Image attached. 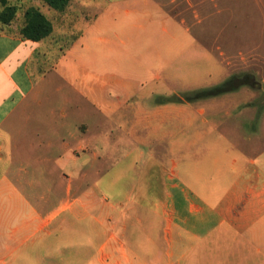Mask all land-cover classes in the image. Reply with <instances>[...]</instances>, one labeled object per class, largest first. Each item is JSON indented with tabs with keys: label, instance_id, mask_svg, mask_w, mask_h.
Masks as SVG:
<instances>
[{
	"label": "crops",
	"instance_id": "1",
	"mask_svg": "<svg viewBox=\"0 0 264 264\" xmlns=\"http://www.w3.org/2000/svg\"><path fill=\"white\" fill-rule=\"evenodd\" d=\"M169 3L68 0L55 8L44 0H0V130L16 148L17 125L34 127V135L18 148L17 177L0 175V264H91L105 258L118 264L126 256L122 246H155L148 219L144 233L137 219L135 227L144 236L135 239L114 224L107 233L100 214L91 225V188L84 183L102 177L122 198L153 197L155 183L161 186V195L155 196L164 199L158 243L163 261L176 246L178 264H264V107L238 109L231 128L235 136L222 149L201 143L206 129H187L184 104H155L158 93L142 88L132 95L123 81L120 59L135 47L152 46L155 19L159 24L170 18L164 8ZM7 9L13 16L5 21ZM30 9L50 26L39 40L21 35ZM157 33L161 39L166 33L162 24ZM56 77L66 87L62 105L83 113L76 123L69 122L61 105L28 110L43 105L47 96L40 95ZM68 91L81 103L75 104ZM239 117L253 125L251 136L237 133ZM111 126L140 147L125 153L126 162L102 169L101 151L115 150L124 140L110 142ZM167 136L176 140L158 156L149 140L157 143ZM9 149L6 154L12 156ZM139 209L132 206L122 214H140ZM91 234L97 237L98 254L90 253ZM125 260L148 263L154 254L131 251Z\"/></svg>",
	"mask_w": 264,
	"mask_h": 264
},
{
	"label": "rangeland",
	"instance_id": "2",
	"mask_svg": "<svg viewBox=\"0 0 264 264\" xmlns=\"http://www.w3.org/2000/svg\"><path fill=\"white\" fill-rule=\"evenodd\" d=\"M169 1L170 3L164 8L169 11L170 18L167 20L164 17L163 21L160 19L159 24V19H155L157 29L152 46L148 45L145 50L135 47L128 58L120 59L124 66L121 69L123 81L129 82L126 88L132 95H139L142 88L158 93L160 96L158 101L154 102L155 104L162 102L184 104L187 129L193 125L206 129L207 134L202 138L201 143L219 144L224 149L227 139L231 140L235 136L231 128L238 109L241 112L246 110L243 107H250L251 111L256 112L264 107V0ZM161 24L166 31L162 39L157 33ZM161 41L162 46L159 47ZM53 78L52 87L43 90L40 95L47 96V98L43 97V105L38 107L33 105L28 110L45 111L51 108L50 105H56L59 109L61 105L68 115L69 122H78V119H82L83 113L74 110L71 104L62 105L60 95L66 87L58 77ZM227 86L234 88L229 90L226 89ZM57 88L62 92H59ZM68 92L69 96L76 100L75 104L81 103L74 92ZM197 110H202V113L198 114ZM29 117L34 115L30 114ZM238 121L239 136H251L253 125L249 120L239 117ZM20 127L21 134L14 135L15 141L19 142L16 148L4 139V129L0 130V147H3L0 150V175L6 173L13 178L17 177V168L14 163L21 161L18 148L20 146L23 148L27 139L34 135L33 125L22 123L17 125V128ZM111 128L110 142L117 137H122L124 140L117 144L115 150L107 148L101 151L104 155L102 169L114 166L116 161L126 162L128 159L124 157L125 153L130 148L132 150L140 147L131 138L114 130L113 126ZM104 129L108 130V125ZM187 137H191V133L188 132ZM174 140L176 139L172 136H167L157 143H155L156 140L149 141L152 144L151 148L155 149L154 152L162 157L163 150L167 153L168 144ZM188 141L190 140L186 138L187 145H189ZM10 146L12 148L9 149ZM8 149L12 156L6 154ZM190 151L194 152V150ZM8 158H11L10 166L5 164ZM84 184L91 188L89 196L91 225L97 223L98 214H100V219L105 218L107 233L113 232L111 225L114 224L119 230L124 227L127 236L135 239L144 236L146 219H148V227L151 223L155 246H122L120 252L126 256L118 264H178L176 246L170 247V256L166 258L167 260L161 259L163 247L158 243L163 237L161 217L164 215L162 206L164 199L161 196H155L161 195V186H157V182L155 189L151 190L153 197L137 199L116 197V187L108 181L107 177H102L99 181L89 178ZM147 186L145 183V188ZM132 206L137 209L140 207V214L131 212L122 214ZM138 218H141L143 233L138 232L139 228L135 227ZM102 231L103 229L100 230L101 234ZM95 234L90 235L91 254H98L99 244ZM116 248L119 249V247ZM147 250L153 251L152 262L125 260L127 256H130L131 251L140 254ZM98 263L115 264L108 258L100 259Z\"/></svg>",
	"mask_w": 264,
	"mask_h": 264
},
{
	"label": "trees",
	"instance_id": "3",
	"mask_svg": "<svg viewBox=\"0 0 264 264\" xmlns=\"http://www.w3.org/2000/svg\"><path fill=\"white\" fill-rule=\"evenodd\" d=\"M47 4L55 8H63L68 0H44ZM60 3V4H58ZM13 16L12 9L5 11V21L11 19ZM50 32L49 23L45 18L35 9H30L26 12V23L21 29V35L30 40H39ZM234 87L227 86L226 89H233Z\"/></svg>",
	"mask_w": 264,
	"mask_h": 264
}]
</instances>
